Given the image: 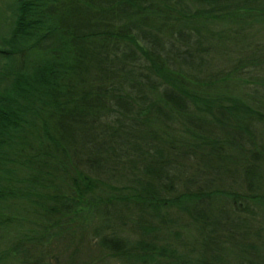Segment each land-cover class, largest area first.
<instances>
[{
	"label": "trees",
	"instance_id": "1",
	"mask_svg": "<svg viewBox=\"0 0 264 264\" xmlns=\"http://www.w3.org/2000/svg\"><path fill=\"white\" fill-rule=\"evenodd\" d=\"M6 8L0 264H264L252 242L261 233L249 229L264 222V102L247 101L264 97V85H244L246 99L229 89L247 66L264 69V41L247 43L264 26V0ZM232 52L245 58L231 70L208 60ZM235 152L242 183L222 189L206 172L226 170ZM224 197L230 208L214 209ZM172 213L196 232L195 256L168 241L178 236ZM126 223L139 238L122 235Z\"/></svg>",
	"mask_w": 264,
	"mask_h": 264
},
{
	"label": "rangeland",
	"instance_id": "2",
	"mask_svg": "<svg viewBox=\"0 0 264 264\" xmlns=\"http://www.w3.org/2000/svg\"><path fill=\"white\" fill-rule=\"evenodd\" d=\"M9 0H0V37H4L7 35L9 26L11 23H9V16L10 14L7 12V8L6 5L8 4ZM4 11V13H3ZM2 14L6 16V19H4L2 17ZM264 41V26L261 25H255V27L251 30L250 35H249V39L247 40V43L249 44H253L254 42H257L256 45H254L252 47V49H257V45L259 44V42H263ZM249 52H247L245 54V56L248 54ZM245 57H240L237 56L234 52H232V54L228 57V60L226 59V57H222L220 54H213L208 58L210 64L215 65V68L219 69L218 66H221L223 69H227L231 70L233 67H235L239 61L241 59H244ZM214 68V66H213ZM213 68L211 67L210 70H213ZM247 69L243 71L242 76H241V81L236 83V86L232 85L231 88H229L234 94L238 95H242L243 96V92H242V87L244 85H247L248 87H253V88H257L260 87L262 85H264V69L262 70L260 67L258 68H252V66H247ZM248 70V73L250 74H246L243 75L244 73H246ZM233 84V82H230ZM262 90V89H260ZM244 97V96H243ZM245 98V97H244ZM246 99V98H245ZM249 105H251L252 107H258V106H262L263 102H264V97L258 98V97H253V98H248L247 99ZM209 126H207L206 128H208ZM257 133L259 134V137H262V143L264 144V124H260L257 125ZM261 134V135H260ZM240 137V136H239ZM234 156H228V159L225 162V165L227 163V169L224 170H220L218 174L216 173H210V172H206L207 177L210 179H213L214 183L216 185H219L222 189L226 188L227 190L229 189H236L238 190L242 181V170H241V166L237 165V160H235L237 158V152L234 153ZM240 157V156H239ZM243 192V190H242ZM223 206V207H222ZM212 207L214 209L217 208H224L225 210L230 208V203L226 201L225 197L222 201H216ZM173 215V219L174 222L171 223L170 226H173L175 228H177L178 232V236L173 237L170 236V239H168V241L175 246L177 249H189V251L191 249H194V251L191 253V255L195 256V248L198 247V244L195 241L196 238V232L194 231L193 227L191 226V224L189 223L188 219L183 218V216L181 215H177L172 213ZM26 219H29V215H25ZM24 227L27 229L29 227H32L30 223L28 222H24ZM251 228L250 231L254 230V231H258L261 233V238H254L252 239V242L255 245H258L260 247H264V222L260 219H255V221L251 222ZM38 227H36L35 229H37ZM121 233L122 235L129 237V239L131 240H135L137 238L140 237V234L138 232H135L131 229L130 227V223H126L125 226H122L121 228ZM11 235L8 237V239L10 238ZM15 238V235L13 236ZM79 239H73L71 241L72 246H76L79 241ZM251 240V239H250ZM46 245V247H50L48 243H44ZM40 249H42V247L38 246L37 247V251H39ZM51 251L52 249L49 248ZM29 262L31 264H53L51 262H54L51 259V262L49 261V259L46 257L44 260H35L30 258ZM103 262V261H102ZM9 264H20V260H12ZM103 264H118L117 262L111 261V260H104Z\"/></svg>",
	"mask_w": 264,
	"mask_h": 264
}]
</instances>
